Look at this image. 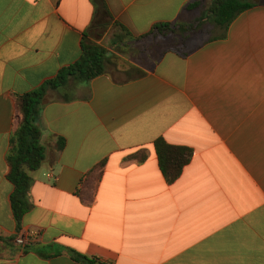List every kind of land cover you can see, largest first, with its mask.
<instances>
[{"label": "crops", "instance_id": "obj_1", "mask_svg": "<svg viewBox=\"0 0 264 264\" xmlns=\"http://www.w3.org/2000/svg\"><path fill=\"white\" fill-rule=\"evenodd\" d=\"M195 1L0 0V264H79L70 250L104 264H264V0L224 38L184 50L209 18L204 0L187 9ZM157 24L185 41L157 43L167 37L150 35ZM85 45L105 52L106 73L47 92L46 159L19 229L7 163L15 97ZM160 138L194 152L172 184Z\"/></svg>", "mask_w": 264, "mask_h": 264}, {"label": "trees", "instance_id": "obj_2", "mask_svg": "<svg viewBox=\"0 0 264 264\" xmlns=\"http://www.w3.org/2000/svg\"><path fill=\"white\" fill-rule=\"evenodd\" d=\"M202 5L203 2L197 0L187 6V9L195 10ZM254 6H256L255 0H213L208 15L211 14L214 23L221 30L220 37L224 38L233 21L241 13L252 9ZM170 32L174 33L172 25L157 24L150 35H166L167 33L168 36ZM189 38L190 35L187 34L184 39ZM184 39H176V42H184ZM194 50H189L183 55L190 54ZM105 58V52L98 46L85 45L81 58L75 64L61 70L56 78L40 88L15 97L18 122L11 135L7 163L9 167L8 180L14 186L11 204L19 229L22 228L23 219L31 209L28 200L33 181L31 174L40 170L46 159V147L42 141L41 113L45 106L47 92L63 88L72 78L82 84H89L96 77L106 73ZM65 145L66 140L62 137L59 138V149L62 150ZM154 146L160 170L167 183L176 182L181 177L184 168L191 162L194 155L193 150L188 147L171 145L163 138L157 139ZM105 165L106 161H103L95 168L99 171L98 179H100ZM87 182L88 180L85 181L84 186ZM79 196L83 198L82 194ZM69 253L79 264L97 263V260L89 259L73 250H70Z\"/></svg>", "mask_w": 264, "mask_h": 264}, {"label": "rangeland", "instance_id": "obj_3", "mask_svg": "<svg viewBox=\"0 0 264 264\" xmlns=\"http://www.w3.org/2000/svg\"><path fill=\"white\" fill-rule=\"evenodd\" d=\"M210 2L211 0H204V4L206 6L200 11V15L203 16V18L208 17V16L209 18L207 19L205 23H201V25L196 26V28L195 27L191 28V31H195L196 33L191 35V38H189L182 46L180 45V48H184V50L193 48L197 46L199 43L207 39H211V38L218 37L221 35V30L214 23L211 14L209 13L208 15V12L211 6ZM201 21H202V17L199 22ZM174 36L176 37L175 39L173 38ZM180 37H181V34L179 33L177 35L169 34L166 38L161 36L159 38H154V40L157 41V43L159 44H165L166 46L171 47L176 42V39H180ZM173 39L175 41H173Z\"/></svg>", "mask_w": 264, "mask_h": 264}, {"label": "built area", "instance_id": "obj_4", "mask_svg": "<svg viewBox=\"0 0 264 264\" xmlns=\"http://www.w3.org/2000/svg\"><path fill=\"white\" fill-rule=\"evenodd\" d=\"M46 176H47V178H48L49 180H51V179H54V180H55V179H56V178H54V175H53L52 172L47 173ZM29 237H30V234H28V235H20V236L17 238L16 242H17V244H19V245H25V244L28 243V239H29Z\"/></svg>", "mask_w": 264, "mask_h": 264}, {"label": "water", "instance_id": "obj_5", "mask_svg": "<svg viewBox=\"0 0 264 264\" xmlns=\"http://www.w3.org/2000/svg\"><path fill=\"white\" fill-rule=\"evenodd\" d=\"M255 2H256V3H259L260 0H255ZM96 264H104V263H102V262H97Z\"/></svg>", "mask_w": 264, "mask_h": 264}]
</instances>
